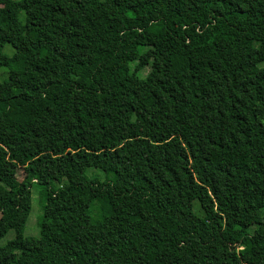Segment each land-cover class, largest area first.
<instances>
[{
  "label": "trees",
  "instance_id": "1",
  "mask_svg": "<svg viewBox=\"0 0 264 264\" xmlns=\"http://www.w3.org/2000/svg\"><path fill=\"white\" fill-rule=\"evenodd\" d=\"M10 231L0 264H264V0H0Z\"/></svg>",
  "mask_w": 264,
  "mask_h": 264
},
{
  "label": "rangeland",
  "instance_id": "2",
  "mask_svg": "<svg viewBox=\"0 0 264 264\" xmlns=\"http://www.w3.org/2000/svg\"><path fill=\"white\" fill-rule=\"evenodd\" d=\"M11 47L7 46L5 49L6 53H10ZM140 77L141 74H138ZM1 168L6 173L13 175L18 180L22 181L27 177L26 170L24 167H20L16 165L15 163H12L8 161L6 158H4L1 161ZM92 173V171H90ZM93 174L98 175L101 178H104L103 174L99 171H93ZM195 205H198L197 202H195ZM41 206L39 201V192L36 188L33 189V196H32V211L29 216V219L27 221L26 227H25V236L27 237H38L39 236V220L41 217ZM14 232L10 231L7 236L1 241V245H3L7 240L14 238Z\"/></svg>",
  "mask_w": 264,
  "mask_h": 264
}]
</instances>
